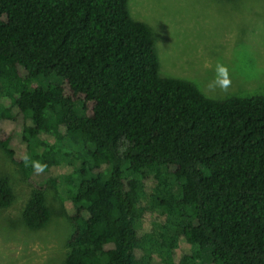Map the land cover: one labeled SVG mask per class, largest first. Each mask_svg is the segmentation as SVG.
Wrapping results in <instances>:
<instances>
[{
	"label": "trees",
	"instance_id": "16d2710c",
	"mask_svg": "<svg viewBox=\"0 0 264 264\" xmlns=\"http://www.w3.org/2000/svg\"><path fill=\"white\" fill-rule=\"evenodd\" d=\"M0 148L31 186L28 228L63 190L62 264H264V95L160 75L127 0H0Z\"/></svg>",
	"mask_w": 264,
	"mask_h": 264
},
{
	"label": "rangeland",
	"instance_id": "374dc122",
	"mask_svg": "<svg viewBox=\"0 0 264 264\" xmlns=\"http://www.w3.org/2000/svg\"><path fill=\"white\" fill-rule=\"evenodd\" d=\"M127 9L150 27L160 75L188 80L212 99L264 95V0H127ZM217 62L228 67L227 92L206 87ZM4 176L14 200L0 209V264H62L72 231L63 190L48 189L51 217L35 230L21 220L31 186L0 148Z\"/></svg>",
	"mask_w": 264,
	"mask_h": 264
},
{
	"label": "clouds",
	"instance_id": "9594fccd",
	"mask_svg": "<svg viewBox=\"0 0 264 264\" xmlns=\"http://www.w3.org/2000/svg\"><path fill=\"white\" fill-rule=\"evenodd\" d=\"M231 80L229 76V70L227 65L217 62L214 67V77L210 80L206 87L209 90H216L219 89L221 92H227L230 86ZM25 166H30L36 173H42L45 168L47 167L46 164L41 163L37 160H31L28 157L24 158Z\"/></svg>",
	"mask_w": 264,
	"mask_h": 264
}]
</instances>
